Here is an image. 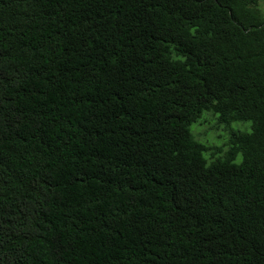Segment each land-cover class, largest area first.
<instances>
[{
    "label": "trees",
    "instance_id": "1",
    "mask_svg": "<svg viewBox=\"0 0 264 264\" xmlns=\"http://www.w3.org/2000/svg\"><path fill=\"white\" fill-rule=\"evenodd\" d=\"M261 1L0 0V264H264Z\"/></svg>",
    "mask_w": 264,
    "mask_h": 264
},
{
    "label": "rangeland",
    "instance_id": "2",
    "mask_svg": "<svg viewBox=\"0 0 264 264\" xmlns=\"http://www.w3.org/2000/svg\"><path fill=\"white\" fill-rule=\"evenodd\" d=\"M260 8L264 11V0L260 2ZM207 112L202 113L200 122H196L190 126L191 134L202 143L204 146L209 148L220 147L222 145L226 132L223 130L222 125L217 122L215 116ZM231 130H240L244 132H250V123L248 122H237L231 123ZM215 138H219L218 140ZM208 153L204 156L207 157Z\"/></svg>",
    "mask_w": 264,
    "mask_h": 264
}]
</instances>
